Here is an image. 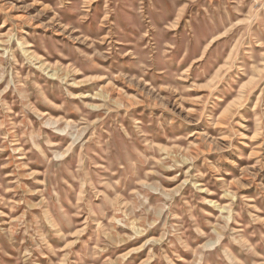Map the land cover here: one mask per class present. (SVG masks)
<instances>
[{"label": "rangeland", "instance_id": "374dc122", "mask_svg": "<svg viewBox=\"0 0 264 264\" xmlns=\"http://www.w3.org/2000/svg\"><path fill=\"white\" fill-rule=\"evenodd\" d=\"M0 264H264V0H0Z\"/></svg>", "mask_w": 264, "mask_h": 264}, {"label": "bare ground", "instance_id": "6f19581e", "mask_svg": "<svg viewBox=\"0 0 264 264\" xmlns=\"http://www.w3.org/2000/svg\"><path fill=\"white\" fill-rule=\"evenodd\" d=\"M67 153H68V152H67ZM220 208L222 209V207H220ZM220 208H219V209H220ZM221 209H220V210H221ZM209 243H211V242H209Z\"/></svg>", "mask_w": 264, "mask_h": 264}]
</instances>
